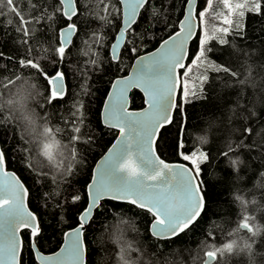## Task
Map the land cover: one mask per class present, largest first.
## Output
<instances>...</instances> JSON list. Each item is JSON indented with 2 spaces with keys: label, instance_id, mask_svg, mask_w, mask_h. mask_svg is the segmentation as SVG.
<instances>
[{
  "label": "trees",
  "instance_id": "obj_1",
  "mask_svg": "<svg viewBox=\"0 0 264 264\" xmlns=\"http://www.w3.org/2000/svg\"><path fill=\"white\" fill-rule=\"evenodd\" d=\"M41 3L48 8L44 0H20V10L25 14V19L38 16L40 12L33 9L32 5L39 9ZM50 3L55 4L56 0H50ZM106 4H111L113 10L107 13L108 23H102L96 16L98 13L105 14L103 9ZM154 5L166 12V18L163 15L151 18L150 9L145 8L138 23L133 26L143 35V40L137 41L135 54H130L126 45L121 50L120 62L116 63L109 57V46L120 25V15L115 11L120 8L118 1L103 0V3H99V0H78L80 15L74 17L78 21V32L73 37L71 50L63 64L51 55L41 61L44 71L51 74L55 62V66L66 74L67 95L50 105H45L39 95L40 92L47 95L46 81L35 69L21 68L14 62L24 55V49L17 43L20 37L15 31L16 17L9 13L0 18V52L5 57L13 58L0 59V79H8L14 71L30 77V83L34 85L31 90L25 89L22 106L13 105L14 112L18 113L16 119L19 127L14 123H0V146L6 151L7 168L16 172L29 189L28 206L37 214L43 226L40 243L44 253L55 251L61 244L63 232L76 225L77 209L86 203V198L73 206L70 203L71 194L84 197V185L90 179L95 161L116 136L114 129L103 126L100 121L101 105L112 79L126 73L135 56L153 49L167 37L169 26L174 25L179 15L181 0H154ZM205 7L207 12L197 34L202 37L206 32L212 37L205 46L208 51L205 57L193 64L192 59L198 54L200 45L199 39L191 40L186 68L180 69L189 96L185 99L182 92H179L177 103L181 100L184 103L179 112L174 110L173 122L166 126L163 138L158 139L159 147L156 151L164 160L184 162L192 168L191 162L184 161L174 147L178 142L184 154L205 152L209 155V160L201 164L199 175V180L205 182L202 190L206 194L207 215H201L189 229L175 238L158 239L149 233L152 221L149 213L127 203L102 201V210L95 214L86 229L87 264H155L157 259H166L169 264H180L181 261L183 264H193V257L197 256L201 241L206 239V231L212 230L215 236V240L209 243L220 246L226 242L227 233L237 227L244 215L255 218V225L260 226V232L255 236L246 231L234 233L227 241H235L233 251L226 254L227 264H264V176L261 175L264 173V91L257 87L254 94L252 87L242 86L236 78L217 72L212 67L226 66L240 73L239 80H243L248 74V66H251L254 80L250 78L248 84L261 81L264 77V10L259 14L246 11L242 21L243 31L239 34L230 32L224 36L217 31L227 27L222 20L226 10L223 0H212L210 6L207 0H199L198 9L203 10ZM48 10L50 12L51 8ZM9 19L12 20L11 25L7 23ZM63 26L64 18L57 15L54 27L58 30ZM34 27L43 47H50L55 37L47 23L41 22ZM94 31L103 35L102 45L91 44L89 35ZM219 38H225L229 43L221 45ZM89 46L95 55L84 54ZM91 59H97V64L92 65ZM185 71L187 76L183 74ZM204 76L208 77L206 81L202 80ZM2 91L4 89L0 88ZM242 93L241 108L233 114L230 108L235 107ZM15 98V93L5 96V100ZM78 100H83L85 105L82 125L70 122L74 110L72 105ZM143 105L142 94L132 90L131 108H141ZM244 106L251 109V112L246 111ZM45 115L49 118L50 126L62 129L56 139L64 155L63 161L56 159L57 162L67 163L68 151L63 145L69 143L73 123L80 126L82 139L91 137L90 143L73 145L80 163L73 165L74 174L70 178L58 183L52 181L51 171H48L47 177H43L26 167L27 153L23 151L25 145L20 138L22 133L28 140L41 139L39 134L43 131L44 123L41 117ZM245 116L247 120L243 118ZM243 127L252 128V134L242 136L238 130ZM201 136L205 137L203 141L197 139ZM229 143L234 149L230 155L238 161L234 167L221 156ZM33 159L55 171V164L46 157L33 153ZM237 196L242 197L246 203L242 204L236 199ZM114 211L122 213L124 219L134 221V227L129 229L125 226L121 235L110 238L106 228L114 222ZM21 236L25 241L24 264H35L27 247V230H23ZM121 248L125 250L123 260L118 259Z\"/></svg>",
  "mask_w": 264,
  "mask_h": 264
},
{
  "label": "snow or ice",
  "instance_id": "obj_2",
  "mask_svg": "<svg viewBox=\"0 0 264 264\" xmlns=\"http://www.w3.org/2000/svg\"><path fill=\"white\" fill-rule=\"evenodd\" d=\"M44 2L48 3V8H45L43 3L39 9L36 5H32V8L38 10L40 14L25 19V14L20 10V0H0V18L9 13L16 17L15 31L20 37L17 43L24 49V55L14 62L18 63L21 68L35 69L46 81L47 95L42 92L39 95L43 98L45 105H50L67 95L66 74L60 67L55 66V62H53L51 74L44 71L41 61L48 59L51 55L55 56L61 65L63 64L67 53L71 50L73 37L78 32V21L74 20V17L80 14L77 9L78 0H56L55 4L50 3V0H44ZM118 2L120 8L115 11L119 13L121 23L109 46V57L112 62L116 63L120 62L121 50L126 45V50L130 54H135L137 41L143 40V35L138 33L133 26L138 23L141 18L140 14L145 8L150 9L151 18H158L162 15L166 18V12L156 7L154 0H118ZM250 2L251 0H244L243 3H237L234 9L229 0H223L224 6L229 10V16L223 19L227 27H221L217 31L224 36L230 32L241 33L244 29L242 21L246 11L259 14L264 10V0H254L252 6L248 7ZM99 3H103V0H99ZM198 3L199 0H181L179 15L174 25L169 26L170 31L167 38L162 39L155 51L137 57L131 74L118 77L112 82L111 90L104 101L101 123L110 129L117 130L119 135L116 142L108 148L102 161L96 165L90 180L84 185V197L80 194H71V205H77L82 198H86V203L77 209L76 226L63 233V246L59 251L51 255H45L41 251L40 237L43 226L37 214L27 207L29 189L15 173L7 172L6 151L0 148V171L9 177L8 181L0 184V264H24L25 241L20 235L22 230L28 232L27 247L35 264H87L86 229L90 226L95 214L102 210V201L105 200L127 203L149 213L152 217L149 232L156 238H175L189 229L201 215H207L206 194L202 190L205 182L199 180V175L202 171L201 164L209 160V155L205 152H200L198 156L196 153L184 154L178 142L174 147L184 161H190L194 166V168H189L185 165L168 163L156 154V148L159 147L158 139L163 138L166 126L173 122V110L179 112L184 103V100L176 103L173 95L176 92L177 82L180 80L178 70L186 68L184 63L187 55L186 45L194 36L199 39L198 54L192 59V63L196 64L206 56L208 50L205 46L212 38L206 32L202 37L197 34V28L203 24L207 12V7L203 10L198 9ZM211 4L212 0H207V5ZM49 8H51L50 12ZM236 9L240 10L236 13L237 19L229 18ZM112 10L111 4H106L103 9L105 14L98 13L96 18L102 23H108L107 13ZM57 15L64 18L65 24L58 30L54 27ZM41 22L47 23L55 37L50 47H43L37 36V29L34 25ZM7 23L11 25L12 20L9 19ZM89 40L91 44L102 45L104 37L94 31L90 33ZM85 43L88 44V42ZM219 43L225 45L229 41L219 38ZM236 51L240 50L236 49ZM84 54L95 55L91 52L90 46ZM5 58L13 59L5 57V54L0 52V59ZM90 63L96 65L97 59H91ZM212 67L217 72H224L236 78L240 85L252 87L254 94L257 87L264 91V77L259 83L248 84L250 78L254 80L251 66H248V74L243 80H239L240 73L226 66L212 65ZM183 74L187 76L186 71ZM207 79V76L202 77L204 81ZM30 82V77L14 71L8 79H0V88L4 89L0 92V117H2L0 123H14L19 127V121L16 119L18 113L14 112L13 105L22 106L25 89L34 88ZM132 88H138L143 93L145 106L141 110H129L127 94ZM86 90L84 86V91ZM180 91L185 99L189 96L186 83L181 84ZM11 93H15L16 98L5 100V96ZM242 98L243 93L236 101L235 107L230 108L233 114L241 108L240 99ZM84 107L83 100H78L72 105L74 110L71 113L70 122L83 124ZM244 108L251 112L247 106ZM41 118L44 121L43 131L39 134L41 139L28 140L20 133V138L25 145L23 151L27 153L26 167L43 177H47L48 171H51L54 183L65 181L74 174L73 165L80 163L73 145L80 142L90 143L91 137L82 139L80 126L73 123L70 129L72 135L68 138L69 143L63 145L68 151L67 163L57 162L54 153L60 142L56 136L62 129L50 126L47 115ZM243 118L248 119L246 116ZM238 131L242 136H247L251 135L253 130L250 127H243ZM197 139L203 141L205 137L201 136ZM233 150L232 144L229 143L227 150L222 152L221 156L234 167L238 161L232 159L230 155ZM33 153L52 161L55 164V171H52L50 167L46 168L43 163L38 164L33 159ZM261 175L264 176V173ZM236 199L242 204L246 203L240 196ZM125 226L132 229L134 221L126 220L122 213L114 211V222L108 225L106 230L111 238L121 235ZM241 231L255 236L260 232V226L255 225L254 217L244 215L237 227L227 233L226 242L220 246L209 243L215 240V236L212 230L206 231V239L201 241L199 252L193 257V264H227L226 254L233 251L235 243V241L232 243L227 241L234 233ZM124 251L123 248L119 249L118 259L123 260ZM136 251L140 252L138 248ZM155 264H169V262L166 259H157ZM180 264L183 262L181 261Z\"/></svg>",
  "mask_w": 264,
  "mask_h": 264
},
{
  "label": "water",
  "instance_id": "obj_3",
  "mask_svg": "<svg viewBox=\"0 0 264 264\" xmlns=\"http://www.w3.org/2000/svg\"><path fill=\"white\" fill-rule=\"evenodd\" d=\"M120 23H121V21H120ZM118 30H119V28H118ZM117 30V31H118ZM198 30H199V27L197 28V32H198ZM165 38H167V37H165ZM194 38H195V36H194ZM193 38V39H194ZM191 40L192 39H190L189 41H188V43H187V45H186V51H187V55H186V58H185V61H184V63L186 64V61H187V58H188V54H189V45H190V42H191ZM162 42V40L157 44V46L156 47H154L153 49H151V50H149V51H146V52H143V53H141V54H139V55H137V56H135L134 57V59L132 60V62H131V64H130V66H129V68H128V70H127V72L124 74V75H121V76H116V77H114L113 79H112V81H111V83H110V86H109V88H108V90H107V92H106V95H105V97H104V99H103V102H102V105H101V109H100V121H101V119H102V117H101V113H102V110H103V105H104V101L107 99V95H108V92L111 90V84H112V82L116 79V78H118V77H122V76H125V75H129V74H131L132 72H133V65L136 63V60H137V57H139V56H144V55H146L147 53H150V52H153V51H155V49L157 48V47H159V44ZM112 43V42H111ZM178 72H179V74H180V70H178ZM180 87H181V75H180V80L177 82V88H176V92L174 93V95H173V100L177 103V98H178V95H179V92H180ZM138 90L141 94H142V96H143V93L140 91V89H138V88H132V89H130L129 90V92H128V94H127V98H128V107H129V110H141L144 106H145V104L141 107V108H131V106H130V92L132 91V90ZM143 102H144V96H143ZM175 110V109H174ZM174 110H173V112H172V116H173V113H174ZM102 124V123H101ZM103 125V124H102ZM104 126V125H103ZM106 127V126H105ZM115 130V129H114ZM116 131V136L114 137V139L112 140V142L110 143V145L106 148V150L97 158V160L95 161V163H94V165H93V167H92V170H91V175L94 173V171H95V168H96V165L98 164V163H100L101 161H102V159H103V157L106 155V153H107V150H108V148H110L111 147V145L113 144V143H115L116 142V138H117V136L119 135V133H118V131L117 130H115ZM0 148H1V146H0ZM156 154L158 155V153H157V151H156ZM161 158V157H160ZM162 159V158H161ZM164 160V159H163ZM166 162H168V163H173V164H180V165H185V166H187V167H189V168H192L190 165H188V164H186V163H184V162H175V161H167V160H165ZM7 170V172L8 173H15L16 174V176L20 179V177L17 175V173L16 172H14L13 170H11V169H6ZM90 178H91V176H90ZM9 180V177L8 176H5L4 175V173L2 172V171H0V184H3V183H5L6 181H8ZM90 180V179H89ZM20 181L22 182V183H24L21 179H20ZM25 185V184H24ZM25 187H26V185H25ZM27 207H28V209L30 210V211H32L30 208H29V206H28V203H27ZM33 212V211H32ZM151 223V222H150ZM76 226V225H75ZM75 226H73V227H75ZM149 226H150V224H149ZM72 228V227H71ZM71 228H68V229H66L64 232H66V231H69ZM23 231V230H22ZM21 231V232H22ZM63 232V233H64ZM150 233V232H149ZM20 235H21V233H20ZM151 235V234H150ZM152 236V235H151ZM156 238V237H155ZM158 239H163V238H158ZM63 240H64V237H63V235H62V241H61V244H60V246L55 250V251H53V252H49V253H44L45 255H51V254H53V253H55V252H57V251H59V249H60V247H62L63 246Z\"/></svg>",
  "mask_w": 264,
  "mask_h": 264
},
{
  "label": "rangeland",
  "instance_id": "obj_4",
  "mask_svg": "<svg viewBox=\"0 0 264 264\" xmlns=\"http://www.w3.org/2000/svg\"><path fill=\"white\" fill-rule=\"evenodd\" d=\"M229 2H230V4L233 6V8L235 9V5L237 4V3H243L244 2V0H229ZM252 3H254V0H251V2L248 4V6L251 4L252 5ZM226 8V7H225ZM238 11H240L239 9H236L234 12H233V14L229 17V18H232V17H237V15H236V13H238ZM225 16H229V10L226 8V10L223 12V16H222V20L224 19V17ZM200 28V27H199ZM196 55L197 54H195V56H194V58L196 57ZM185 81H182V78H181V84L182 83H184ZM180 93H181V91H180ZM55 153H57V155H55V157H56V159H59V160H61V161H63L62 159H63V155H64V152L62 151V149H60L59 148V146H58V149H57V151L55 152ZM199 155V153L197 154V156ZM193 158H196V157H193ZM193 166V165H192ZM193 168H194V166H193Z\"/></svg>",
  "mask_w": 264,
  "mask_h": 264
},
{
  "label": "flooded vegetation",
  "instance_id": "obj_5",
  "mask_svg": "<svg viewBox=\"0 0 264 264\" xmlns=\"http://www.w3.org/2000/svg\"><path fill=\"white\" fill-rule=\"evenodd\" d=\"M118 1V0H117ZM119 3V2H118ZM120 21H121V17H120ZM64 27V26H63ZM127 72V71H126ZM125 74V73H124ZM124 74H122V75H124ZM117 76H121V75H117ZM116 77V76H115Z\"/></svg>",
  "mask_w": 264,
  "mask_h": 264
},
{
  "label": "bare ground",
  "instance_id": "obj_6",
  "mask_svg": "<svg viewBox=\"0 0 264 264\" xmlns=\"http://www.w3.org/2000/svg\"><path fill=\"white\" fill-rule=\"evenodd\" d=\"M119 7H120V4H119Z\"/></svg>",
  "mask_w": 264,
  "mask_h": 264
}]
</instances>
